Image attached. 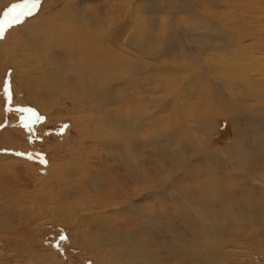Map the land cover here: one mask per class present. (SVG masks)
Listing matches in <instances>:
<instances>
[{
    "label": "bare ground",
    "instance_id": "6f19581e",
    "mask_svg": "<svg viewBox=\"0 0 264 264\" xmlns=\"http://www.w3.org/2000/svg\"><path fill=\"white\" fill-rule=\"evenodd\" d=\"M18 1L0 0V13ZM88 1L44 0L35 19L17 23L0 39V84L5 70L13 67L19 83L15 91L25 93L36 109L51 117L50 109L59 105L73 114L62 122H71V131L77 133L67 149L75 151L78 158L75 169L63 163L50 164L48 175L42 172L45 176H37L31 192L26 191L33 176L28 172H34V166L13 155H0L2 195H16L18 190L24 191L25 199L32 198L29 212L13 211L10 220L7 209L0 207V240L9 246L0 251V264H62L56 251L45 247L44 223L38 220L62 222L63 217V224L76 229L79 238L85 226L87 233L98 237L89 243V236H84L88 248L77 244L86 255H95L98 264H121L126 255L128 264H169L155 251L152 259L147 251L158 247L145 240L150 222L165 247L177 248V254H186L178 259L193 264L198 250L185 240L182 228L170 232L163 225L170 220L141 210H165L164 198L178 200L176 194L168 193L169 188L161 190L149 177L145 165L157 160H146V147L167 158L161 167L172 165V181L179 179L178 173L184 176L189 165L202 156L201 149L211 151L214 166L221 163L222 169L209 170L210 175L199 181L198 192L189 191L188 200H195L192 205L196 206L209 199L231 200L222 206L225 215L217 212L205 218L203 213L198 218L187 208L173 218H192L209 229L222 256H242L248 263L253 251L255 255L264 253V93L259 91L264 90V28L256 24V10L264 8V0H155L160 13L170 14L160 23L141 13V8L154 0H122L102 18L91 14L85 6ZM147 8L152 9L151 5ZM245 9L250 10L247 20L243 19ZM256 52L261 61L245 60L256 57ZM2 108L0 102V125ZM217 118L227 120L233 129L222 149L211 146V137L220 129ZM184 124L192 136L181 142ZM244 124L252 134L251 143ZM67 137L66 133L62 141L54 138L64 142ZM165 143L180 146L171 150ZM28 146L19 129L0 134V147L5 150L22 151ZM182 152L190 161H185ZM225 154L235 160H216ZM117 164L124 169L122 178L115 172ZM64 170L76 177L77 183L64 185ZM145 194L150 200H144ZM2 195L0 192V198ZM70 199L78 203L62 204ZM117 213L130 221L140 219V227L135 233L115 228L111 221ZM120 222L123 225V220ZM103 232L108 236L102 237ZM203 234L204 230L198 240H207ZM108 237L116 244V252L100 250L99 241ZM8 256L19 259H3ZM167 256L170 261L177 260ZM252 264H256L254 260Z\"/></svg>",
    "mask_w": 264,
    "mask_h": 264
},
{
    "label": "rangeland",
    "instance_id": "374dc122",
    "mask_svg": "<svg viewBox=\"0 0 264 264\" xmlns=\"http://www.w3.org/2000/svg\"><path fill=\"white\" fill-rule=\"evenodd\" d=\"M122 0H89L88 4L85 5L88 10L90 9L91 14L93 16H100L101 18L103 17L105 13H110L112 9H114V6L119 4ZM143 1V0H140ZM181 1V0H180ZM25 0H20L16 3H10L8 6L2 8L1 13H0V22H3L5 26L7 25L8 21L12 19V17L16 14V12H19L21 10L27 11V8L31 7V4H27L26 7L18 8L16 7L17 5H24ZM118 2V3H117ZM44 3L43 1H40V3L36 6L35 9H33V12L31 15H25L21 17V21H26L29 22L33 19H35L39 15V11L42 8ZM144 3V2H141ZM15 4V5H14ZM146 5V4H143ZM151 5L152 9L147 8L148 6ZM155 5V6H154ZM159 5L157 2L154 0V2L148 3V5L144 8H141V13L144 14L146 17H150V19H155L160 23L163 21L165 18L169 17V13L162 14L160 13L156 8ZM173 6V5H172ZM116 9V8H115ZM149 9V10H148ZM223 9V8H222ZM256 9V8H255ZM146 11V12H145ZM168 11V10H167ZM250 11L249 9H245L243 11V14L246 17H248V12ZM259 12L258 14V20L256 21V24L258 26H261L264 28V8L262 10L258 9L256 10ZM151 13V14H150ZM155 13V14H154ZM148 15V16H147ZM150 15V16H149ZM247 20V19H246ZM16 22L13 26L11 27H6V30L3 32V34H0V39L5 38L6 34L14 28L17 23ZM25 24V23H23ZM264 30V29H263ZM264 34V31H263ZM257 56H250L249 58L245 59L251 61V62H259L261 61V56H258V53L256 52ZM255 54V55H256ZM253 59V60H252ZM4 70V69H3ZM2 70V72H3ZM14 72L15 69L13 67L8 68L5 70L4 77L2 80V86H0V102L2 104V112H3V117L4 120L0 125V134L1 132H4L7 129L10 128H15L21 130L25 135H26V141L28 143L27 149L23 147L22 151L21 150H5L0 147V155L3 154H9L13 155L16 158H20L23 161L28 162L29 164L33 165L35 170L29 171L28 173L33 175L30 178V181H28L29 184H27L28 190L26 191H31L34 192V184L37 183V176H43L42 172H47L48 175V169L50 164L53 162L55 163H63L64 165H69L70 167H73L75 165V162L77 161V157L75 156V151H70L67 149L68 145L71 146L72 142L74 143L75 139L77 138V133L72 130L71 131V122H62V119L64 118H70L72 117L73 114H70L66 109L60 107L59 105L57 106H52L50 109V114L51 117H47L45 114H43L41 111L36 109L29 100H27V95L25 93H20L15 91V88H17V85L19 86L18 81L14 77ZM252 76L254 73H251ZM250 74V75H251ZM13 75V76H12ZM243 80V79H242ZM0 84V85H1ZM16 84V85H15ZM16 86V87H15ZM259 89V88H257ZM260 92L264 93V90H259ZM130 92V91H128ZM167 91H164L163 94L165 95ZM17 93V94H16ZM133 94V91L131 92ZM165 115V114H164ZM49 119V120H48ZM59 121H61L59 123ZM216 121L219 123V130L216 135H213L212 138V143L211 146L212 148H223L225 147L226 143L229 141L230 138H232V133L233 129L231 124L227 120H220L216 119ZM174 122V121H173ZM230 124V125H229ZM45 126V127H41ZM167 126V124L165 125ZM245 129V135L248 137L249 143H251V136L252 134H249V132L246 130L248 126H243ZM42 128V129H41ZM73 129V128H72ZM232 129V130H231ZM69 135V137L66 138L64 142L62 141V137L65 136V134ZM179 139L180 141L184 138H190L192 136V133L190 131V128L187 129V125L184 124L183 126V131L179 133ZM251 135V136H250ZM217 136V137H215ZM59 138L61 141H56V138ZM253 139V137H252ZM184 141V140H183ZM182 142V141H181ZM89 143H86V146H88ZM166 148L168 149H176V147H179L180 145L177 144H171V143H165ZM3 146H7L3 145ZM85 146V148H86ZM143 156L146 158V160H151L153 161L154 158H156L157 162L154 165H145L147 169H150L149 177L156 180L158 182L159 187H161V190L169 188L171 192H168L170 195L176 194V198L178 200H172V198H164L163 200H166L162 203V207L165 206V210L163 208H156V211H149L145 208H141L142 211L150 212V213H160L164 219L170 220V221H176L177 225L173 226L170 221H166L163 225L167 226L168 231L170 232H178L177 228L181 227V231H183V237L185 238L186 241H192L193 245L196 247L198 250V255L194 257V263L193 264H211L210 261H213V264H252L253 260L257 264H264V253L258 252L259 255H255L254 251L250 256V261L248 263H245L243 257H227V256H222L219 254V250L216 247V244L218 243L217 240L211 241V234L209 229H204L202 225H198L197 223H194L192 221V218H183V219H178L175 220L173 218V215L177 211L181 210H187V208L193 209L194 213L198 215V218H201L203 213L205 218L212 216L214 213H220L221 216L225 215V212L222 211V206L226 205L229 203L231 200H206L201 205L196 206L192 205L193 201L195 200H188L189 198V191H193L192 189H195V192H198V189L200 188V183L199 181H204L205 178H207L210 175L209 170H221L222 169V164L220 163L217 166H214V158L213 160L211 158V151L208 150H203L201 149V154L202 156H199L197 160L189 165V167L184 171L183 177L181 174L176 172L177 176H179V179L172 181L170 175H172V172L174 171L172 165L168 163V168L161 167V163H164L167 158H163L164 156L159 153L157 155L152 153V149H149V147H146L144 149ZM60 151V152H59ZM213 154V153H212ZM185 161H190L187 157L184 156L183 152L181 154ZM206 156H209V158H206ZM76 157V160L74 161L72 158ZM213 157V156H212ZM204 158V159H203ZM224 160L228 161L229 159H234V156L232 155H219L216 160ZM195 160V159H194ZM59 161V162H58ZM211 161V162H210ZM213 163V166L210 164ZM116 167L115 172L120 175L121 173V178H122V173L124 172V169L122 168V165H114V168ZM121 167V168H119ZM74 168V167H73ZM75 169V168H74ZM120 169V170H119ZM123 169V170H122ZM157 169V171L155 170ZM232 170V168L230 167ZM47 170V171H46ZM65 171V170H64ZM119 171V172H118ZM2 174H0L1 177ZM46 175V176H47ZM64 175V181L63 184L65 185L67 182H76V177L69 176V173L67 170L63 172ZM45 176V175H44ZM78 176V175H77ZM124 176V174H123ZM69 177V178H68ZM71 179V180H70ZM125 179V176H124ZM68 180V181H67ZM122 180V179H121ZM127 181V178L125 179ZM123 180V181H125ZM173 182V183H172ZM32 183V184H31ZM77 183V182H76ZM170 185V186H169ZM227 185V183H224V186ZM189 186V188H187ZM223 186V185H222ZM163 187V188H162ZM117 188V187H116ZM125 189V188H123ZM1 195L5 194L2 189H0ZM13 194L9 195H2L3 197L0 199H3L0 201V207L1 208H6L7 211L9 212V220L12 218L13 211H22V209L25 212L28 209H30V206L32 205V201L30 198L25 199L23 196L24 191H16ZM23 192V193H22ZM176 192V193H175ZM180 193H183V196L180 195ZM235 193V192H234ZM231 194H233L231 192ZM7 199H6V197ZM147 194L144 196V200H150L146 198ZM20 197V198H18ZM233 199H236L237 197L232 196ZM11 198L17 199V200H12ZM232 199V200H233ZM10 200V201H9ZM16 201V202H15ZM20 201V203H19ZM79 201V200H78ZM90 203V201L93 203L95 200H85ZM31 203V204H30ZM68 204L72 205L74 203H78L77 201L74 200H62V204ZM22 204H24L22 206ZM96 203H94L91 206H95ZM13 205V206H12ZM14 207V208H13ZM21 207V208H20ZM78 207L75 206L74 208ZM116 207V203H115ZM130 207V206H128ZM143 207H145L143 205ZM13 208V210H12ZM112 208V207H111ZM105 210V209H103ZM32 211V209H31ZM164 211V213H163ZM165 212H168L169 215L165 214ZM120 213H117L115 217H113L111 223L114 224L115 228L119 229L120 231H127L130 230L131 232L134 231L135 229H138L140 227L139 221L140 219H137V221H130L127 216L125 218H122L118 216ZM11 217V218H10ZM27 218V217H26ZM152 218V216H151ZM158 219V218H157ZM157 219H153L155 223H158ZM160 219V218H159ZM121 220H123V225L120 224ZM65 221V218H62V222L60 221H48L47 219H41L38 220L39 223H44V230L45 234H42L43 240L45 239V247L46 248H51L55 250L56 254L60 257L62 260V264H98L97 261L93 258L96 257L93 254L86 255L85 253L82 252V249L77 246L79 244L80 246L87 247L86 245L83 244V240L85 239V235L89 236V239L86 240L89 243L93 239H97L96 235L91 234L90 232L87 233L88 228L86 226L83 228L84 230L82 231V235H80V238L78 237V231L73 228H69L67 225L63 224ZM145 225V224H144ZM149 228V231H147V239L148 241H151L155 244L158 245V247H154L151 250L147 249V251L151 254V258L155 256V254L152 253V251H155L158 256H160L164 262H168L169 264L174 263L175 261H182L183 264H191L187 260H182L178 258H183L186 254L184 253H178V250L175 247L168 246L165 247L166 242L164 239L155 232L154 227L155 224L153 222L147 223L146 224ZM17 223L15 224V227H17ZM136 226V227H134ZM240 226V225H239ZM205 231L206 234H203L206 236V239L198 240L200 235L202 234V231ZM86 232L87 234H85ZM99 233V232H96ZM135 233V231L133 232ZM108 236L106 232L102 233V237ZM136 239L138 242L144 246V244L139 240L137 234H135ZM81 240V241H80ZM0 251H7L9 249L8 243L6 241L0 240ZM100 244L98 245L100 250H103L105 252H116V244L113 243V240L111 237L104 238L99 241ZM144 242V240H143ZM4 243V244H3ZM102 246V247H101ZM230 250H233L230 245ZM36 249L40 248L38 246H35ZM88 248V247H87ZM83 251H86L84 249ZM170 255L177 260L170 261L168 256ZM5 260H10L9 262H15L19 258H14V257H5L3 258ZM198 259V261H197ZM7 260V261H8ZM26 261L24 258H21L20 261ZM127 261H129V257L126 255L123 257V262L121 264H128ZM12 264V263H11ZM34 264V263H32ZM140 264H143L142 262Z\"/></svg>",
    "mask_w": 264,
    "mask_h": 264
},
{
    "label": "snow or ice",
    "instance_id": "6c2138e0",
    "mask_svg": "<svg viewBox=\"0 0 264 264\" xmlns=\"http://www.w3.org/2000/svg\"><path fill=\"white\" fill-rule=\"evenodd\" d=\"M29 3L31 4V7L27 8V11L21 10L19 12H16V14L12 17V19L8 21L6 26L3 22H0V34H3V32L6 30V27H11L16 22L21 21V17L25 15H31L33 12V9H35L36 6L40 3V0H25L24 5H17L16 7L23 9Z\"/></svg>",
    "mask_w": 264,
    "mask_h": 264
}]
</instances>
